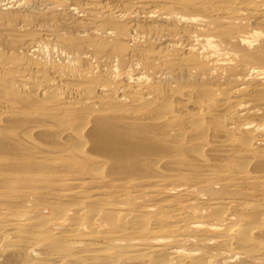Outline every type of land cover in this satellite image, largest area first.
<instances>
[{
	"label": "bare ground",
	"instance_id": "6f19581e",
	"mask_svg": "<svg viewBox=\"0 0 264 264\" xmlns=\"http://www.w3.org/2000/svg\"><path fill=\"white\" fill-rule=\"evenodd\" d=\"M0 264H264V0H0Z\"/></svg>",
	"mask_w": 264,
	"mask_h": 264
}]
</instances>
